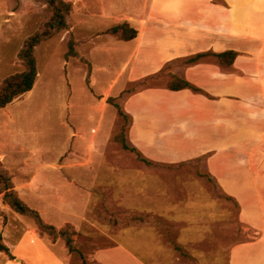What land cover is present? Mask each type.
<instances>
[{
  "label": "rangeland",
  "instance_id": "1",
  "mask_svg": "<svg viewBox=\"0 0 264 264\" xmlns=\"http://www.w3.org/2000/svg\"><path fill=\"white\" fill-rule=\"evenodd\" d=\"M63 1L72 5L67 29L36 47L38 77L33 90L0 108V153L6 149L32 153L28 157L31 166L11 172L0 160V169L8 171L16 191V186L24 188L38 174L50 182L74 184L73 191L77 189L85 199L92 193L85 207L74 205L75 209L69 210L79 217L68 228L75 233L72 238L80 254H71L62 238L41 233L33 219L12 210L4 193L0 194V245L14 242L30 224L50 242L60 244L69 264H100L95 254L112 248L119 254L108 258L113 264H228L231 247L245 236L237 203L211 180L206 157L164 167L147 166L124 148L128 123L114 106H121L131 92L168 86L173 71L184 63L170 64L143 85L129 86V93L108 94L104 107L100 86L93 90L88 77L89 60L105 69L102 85L119 81L125 55L100 36L107 37L104 30L109 27L110 12L119 11L111 15L112 21L123 23L128 19L123 11L130 9L134 0ZM50 15L42 0H0V86L25 70L19 54ZM71 42L77 57L67 59ZM109 122L111 140L99 146L102 141L97 144L94 136H100ZM113 136L120 141L115 142ZM71 153L90 167H102L91 184L80 183L89 182V174L82 170L56 168L64 165ZM35 248L23 249L33 252Z\"/></svg>",
  "mask_w": 264,
  "mask_h": 264
},
{
  "label": "crops",
  "instance_id": "2",
  "mask_svg": "<svg viewBox=\"0 0 264 264\" xmlns=\"http://www.w3.org/2000/svg\"><path fill=\"white\" fill-rule=\"evenodd\" d=\"M130 4L123 11L128 13L124 22L138 32L137 37L121 41L110 34L104 39L100 36L126 58L117 91L118 79L102 85L105 69L89 60L92 87L100 86L104 107L108 94L123 93L134 83L159 75L170 64L203 53H237L229 68L213 57H204L173 71V76L187 80L200 93L148 87L129 94L121 106L132 118L129 145L145 159L176 165L206 157L207 174L237 203L245 236L231 247L228 264H264V0H134ZM114 13L119 11L110 12L109 27L104 31L121 24L112 21ZM100 122L104 125L105 119ZM110 124L100 136H94L97 144L102 141L99 146L111 140ZM31 154L6 149L0 160L13 172L31 166ZM73 154L56 168L82 170L89 174V182L80 183L91 184L102 167H90ZM41 177L37 174L24 188L16 186L19 195L46 223L57 228L75 225L79 217L69 210L74 205L85 207L92 193L85 199L77 189L73 191L74 184ZM31 245L36 247L33 252L23 249ZM7 247L14 259L0 252V264H69L60 244L50 242L30 224ZM116 256L119 254L112 248L98 251L95 259L113 264L107 260Z\"/></svg>",
  "mask_w": 264,
  "mask_h": 264
},
{
  "label": "trees",
  "instance_id": "3",
  "mask_svg": "<svg viewBox=\"0 0 264 264\" xmlns=\"http://www.w3.org/2000/svg\"><path fill=\"white\" fill-rule=\"evenodd\" d=\"M42 1H44L47 4L51 12L50 18L48 19V21L45 23V25L41 30H39L37 33H35L26 40L19 54V58L23 62L25 66V70L21 73L8 77L0 86V108L7 107L8 105L12 104L18 97L33 90L38 77L37 57L35 55L36 47L42 41H46L49 38H51L55 33L67 29L68 26L67 17L72 11V5L63 0H42ZM105 34L116 36L118 40L121 41H130L137 37L138 32L133 27H131V25L128 22H123L105 31ZM236 56L237 53L235 52H226L223 54L203 53L187 58L182 62L184 63V65H190L193 63H197L201 58L213 57L216 63L226 68H229L232 66ZM66 57L67 59L72 57H77L74 49V42L70 43L69 51ZM91 71L92 68L90 67L88 72V77L91 76ZM157 76L158 75L143 79L134 84L143 85L144 82H146L147 80L154 79ZM167 87L175 91L190 89L195 93L201 92L200 89L193 86L187 80L180 78L178 76H173V82H171ZM128 89L125 90L124 93H129ZM114 106L117 109L119 117L123 119L126 123H128L125 132L126 135H125V144L123 145L124 148L136 153L140 161L145 163L149 167L166 166L145 159L137 149L129 145L128 134L132 124V118L123 110L122 106L117 104H115ZM113 140L115 142H118V140L120 141L119 137L117 136L115 137L113 136ZM123 142L124 141L122 140V143ZM6 171L0 169V194L4 193L5 201L10 206V208L20 215L33 219L41 233L47 234L54 238L57 237L62 238L71 254L74 253L80 254L72 238L75 233L72 232V230L71 231L69 230L68 228L69 225L67 224L63 228L58 229L57 227L46 223L42 218L41 214L37 210L30 207L20 197L19 193L15 190L11 178L8 176L7 173L8 171L7 172ZM211 180L215 182V184L217 185L214 179L211 178ZM0 252H5L6 254L9 255L11 259H14V257L10 253L9 248L6 245H0Z\"/></svg>",
  "mask_w": 264,
  "mask_h": 264
}]
</instances>
